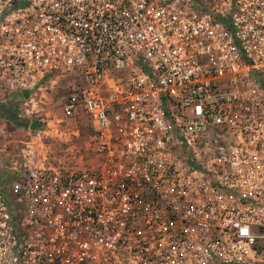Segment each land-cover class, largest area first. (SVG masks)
Instances as JSON below:
<instances>
[{
    "label": "built area",
    "instance_id": "built-area-1",
    "mask_svg": "<svg viewBox=\"0 0 264 264\" xmlns=\"http://www.w3.org/2000/svg\"><path fill=\"white\" fill-rule=\"evenodd\" d=\"M61 83L88 161L10 181L0 264H264V0H0V94Z\"/></svg>",
    "mask_w": 264,
    "mask_h": 264
},
{
    "label": "rangeland",
    "instance_id": "rangeland-1",
    "mask_svg": "<svg viewBox=\"0 0 264 264\" xmlns=\"http://www.w3.org/2000/svg\"><path fill=\"white\" fill-rule=\"evenodd\" d=\"M62 86L64 83L59 88L36 91L31 95L34 107L30 116L36 122L40 119L37 128L14 125L6 118V109L0 108V217L21 216L9 183L23 167L54 164L58 160L88 161V126L83 118L69 126L59 125L57 132L53 131L55 127H51L54 119L59 117L61 98L66 93ZM10 95L0 94V101ZM20 101V98L15 99L9 107L16 115H19L17 107ZM51 128L52 131L49 130ZM60 132L57 137L50 134L58 135Z\"/></svg>",
    "mask_w": 264,
    "mask_h": 264
},
{
    "label": "trees",
    "instance_id": "trees-1",
    "mask_svg": "<svg viewBox=\"0 0 264 264\" xmlns=\"http://www.w3.org/2000/svg\"><path fill=\"white\" fill-rule=\"evenodd\" d=\"M27 93H13L7 98L5 101H0V108H5V116L6 118L12 122L14 125L19 127H26V128H37L38 122H36L34 119H29L21 114L16 115L11 108H9L12 104V102L15 99H19L20 95L26 96Z\"/></svg>",
    "mask_w": 264,
    "mask_h": 264
},
{
    "label": "crops",
    "instance_id": "crops-1",
    "mask_svg": "<svg viewBox=\"0 0 264 264\" xmlns=\"http://www.w3.org/2000/svg\"><path fill=\"white\" fill-rule=\"evenodd\" d=\"M65 94H66V93H65ZM64 96H65V95H64ZM64 96H63V97H64ZM63 97L61 98V102H62ZM58 115L60 116V111H59ZM56 119H57V118H56ZM56 119H54V121H55ZM37 122H38V121H37ZM72 124H73V123H71V125H72ZM48 133H49V132H48ZM50 134H51V135H54V134H52V133H50ZM51 135H50V136H51Z\"/></svg>",
    "mask_w": 264,
    "mask_h": 264
}]
</instances>
